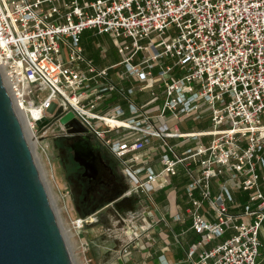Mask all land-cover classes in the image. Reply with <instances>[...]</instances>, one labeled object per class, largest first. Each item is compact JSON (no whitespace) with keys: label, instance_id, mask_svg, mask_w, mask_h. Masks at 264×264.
<instances>
[{"label":"built area","instance_id":"built-area-1","mask_svg":"<svg viewBox=\"0 0 264 264\" xmlns=\"http://www.w3.org/2000/svg\"><path fill=\"white\" fill-rule=\"evenodd\" d=\"M88 29L118 42V64L99 68L85 56L81 36ZM1 68L38 145H47L52 126L39 128L37 121L62 109L119 159L126 194L165 189L183 171L187 206L174 218H191L199 235L187 250L189 264H259L264 0H0ZM129 78L140 91L151 89L148 101L136 103L135 87L120 86ZM116 92L127 108L109 104ZM188 116L208 118L211 129L171 130L169 118ZM60 127L58 135H66ZM154 138L163 141L157 171L141 153ZM171 138L194 144L180 152ZM87 224L86 218L73 220L80 230ZM131 227L130 242L149 231Z\"/></svg>","mask_w":264,"mask_h":264},{"label":"crops","instance_id":"crops-1","mask_svg":"<svg viewBox=\"0 0 264 264\" xmlns=\"http://www.w3.org/2000/svg\"><path fill=\"white\" fill-rule=\"evenodd\" d=\"M81 41L85 56L93 60L99 68L113 66L122 59L117 50L118 42L106 34H99L95 30L88 29L82 34ZM113 77L117 78L115 73ZM120 86L127 89L135 87L133 99L138 104L151 98V89L147 88L144 91H140L138 89V81L132 78L121 81ZM109 104L111 106L121 104L126 108L128 107L126 98L119 92L114 93ZM154 107L157 109L156 105ZM191 119L197 122L203 120L202 122L207 121L208 123L197 129H189L187 124ZM202 120L199 121L194 116L184 117L181 120L169 118L168 124L171 130L178 128L180 132L184 133L211 129L210 120L208 118ZM119 131L124 133L126 130ZM203 139L207 141L209 137H203ZM169 141L176 148L178 145L180 152L194 144L193 142L177 138H171ZM162 142L161 139L154 138L141 152L148 159V165L152 166L156 171L161 167ZM100 156L111 170L115 171L116 169V171L118 170L122 173V180L114 178L115 187L111 184L100 188V192L92 197L88 195V202L89 204L91 203V206L87 205L86 207L88 202L84 201L82 203V200L78 199L80 203L78 210L82 214L80 217L89 220V224L84 227V233L91 237L87 238L85 234L82 237H85V241L89 244V254L91 256L95 254L94 259L92 258L93 263L165 264L167 262L168 264H189L186 259L187 250L189 247L197 245L199 235L191 228V224H193L191 218L187 217L180 222L174 218L176 214L182 213L187 206V196L185 194L186 178L183 171H180V175L173 176L170 185L165 189L156 190L152 194L135 191L129 195L126 194L129 187L123 175L119 159L108 149H106L105 154L101 153ZM99 194H102V197ZM236 197L240 201L246 198L244 194H238ZM100 203H103L102 208L99 207ZM122 209L126 210L127 217H124L126 225L122 224L121 219L118 217ZM105 211L108 213L106 215H109L114 220L113 222L111 221L112 223L108 227L104 226L102 220L100 221V215ZM132 223L138 226L145 225L149 231L140 238L130 242ZM90 224L94 225V227L87 229L86 227H90ZM104 227L108 231L106 232L108 238L101 237L102 239H98L104 232ZM261 238L264 240V229L261 232ZM217 241H221V239ZM213 245L214 242H211L205 247L210 248ZM200 250L201 247L198 251ZM97 254L99 255L98 258ZM259 259V264H264V257Z\"/></svg>","mask_w":264,"mask_h":264},{"label":"water","instance_id":"water-1","mask_svg":"<svg viewBox=\"0 0 264 264\" xmlns=\"http://www.w3.org/2000/svg\"><path fill=\"white\" fill-rule=\"evenodd\" d=\"M15 105L0 70V264H74ZM54 124L89 134L72 111L37 121Z\"/></svg>","mask_w":264,"mask_h":264},{"label":"rangeland","instance_id":"rangeland-1","mask_svg":"<svg viewBox=\"0 0 264 264\" xmlns=\"http://www.w3.org/2000/svg\"><path fill=\"white\" fill-rule=\"evenodd\" d=\"M41 93L45 95L47 92L42 91ZM201 122H197L191 119L187 125H189V129H197L198 127L200 128L208 123L207 121H204L202 123ZM60 130V125L54 124L49 130L48 136L45 138L47 145H43L42 147L40 144H36L33 151L35 153V158L43 181L47 186L50 199L55 208L59 223L65 234V238L71 251L74 264H94L92 258L94 259L95 254L91 256L89 254L90 249L88 248V250H86L84 248V243H88L87 241H85V237H82L85 234L84 229H77L73 225V220L82 215L78 210V205L80 203L78 202L77 195L73 196L72 192H69L68 190V187H71V184L77 181V174L73 167L71 168L67 164V154L65 153V146L67 142L60 138L61 135H58L60 133ZM82 137L87 139L93 147L99 149L101 153L105 154L106 148L102 147L99 144L98 139H96L93 134L89 133L83 135ZM113 172H115V179L122 180V173L120 171H116L115 169V171L113 170ZM112 186L115 187L116 183H114V185ZM100 197H102V194L100 195ZM102 205L103 203H100L99 207L102 208ZM106 214L108 213L105 211L100 215V221L102 220L104 226L108 227L114 220L112 219V217ZM118 217L119 219H121V223H124V225H126V221H124V217H127L126 210L122 209L121 214H118ZM92 227H94V225L86 228L92 229ZM105 227L104 232L99 236L98 239L108 238L106 234V232L108 231L107 229H105ZM86 234L85 236L87 238L91 237H88ZM98 256L99 255L97 254V258Z\"/></svg>","mask_w":264,"mask_h":264},{"label":"flooded vegetation","instance_id":"flooded-vegetation-1","mask_svg":"<svg viewBox=\"0 0 264 264\" xmlns=\"http://www.w3.org/2000/svg\"><path fill=\"white\" fill-rule=\"evenodd\" d=\"M82 136L83 135L73 136L66 134L60 136V138L67 142L65 146L66 158L68 160L67 164L69 167H73L77 174V181L72 183L68 190L73 193V196L77 195L78 199H81L83 203L84 201L88 202V195L92 197L94 194H98L101 190L100 188L111 184L114 185L115 172L103 161L99 149L93 147L90 142ZM78 147L82 149V153L79 152ZM85 154L92 155L93 157L91 167L82 160L81 156ZM87 205L91 206V203L89 204L88 202L86 207Z\"/></svg>","mask_w":264,"mask_h":264},{"label":"bare ground","instance_id":"bare-ground-1","mask_svg":"<svg viewBox=\"0 0 264 264\" xmlns=\"http://www.w3.org/2000/svg\"><path fill=\"white\" fill-rule=\"evenodd\" d=\"M1 71H2V75H3L4 81H5V85L7 86V89H8V91L10 92V94L12 96L14 104H16L15 108H16L17 114L19 115L20 121L22 122V125H23V128L25 130L26 136H27V138L29 140V143L31 144V147H33V149H34L36 144L38 145L39 140L36 138V133L31 129V126L28 123L26 111L24 109H21L19 104H17V102H16V99L14 97V94H13V92L11 90V87H10V84H9L8 77L6 75V71L3 68H1ZM31 109H32V112L35 114V116L38 117V115H37V113H38L37 111L38 110L36 108H31ZM120 121L121 120H117V121H113V122L121 124ZM78 148H79V152L82 153V149L80 147H78ZM81 157H82V160L85 163L89 164V166L91 167V165H92L91 162L93 160L92 155L85 154V155H83ZM90 176H92V175H90Z\"/></svg>","mask_w":264,"mask_h":264}]
</instances>
